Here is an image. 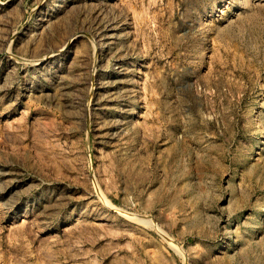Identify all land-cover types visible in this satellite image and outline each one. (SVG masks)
I'll list each match as a JSON object with an SVG mask.
<instances>
[{
    "label": "rangeland",
    "instance_id": "rangeland-1",
    "mask_svg": "<svg viewBox=\"0 0 264 264\" xmlns=\"http://www.w3.org/2000/svg\"><path fill=\"white\" fill-rule=\"evenodd\" d=\"M0 264H264V0H0Z\"/></svg>",
    "mask_w": 264,
    "mask_h": 264
}]
</instances>
